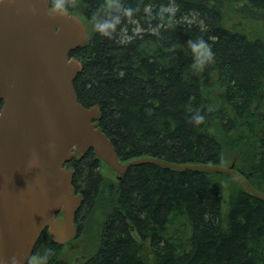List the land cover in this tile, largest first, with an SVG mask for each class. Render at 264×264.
<instances>
[{"label": "trees", "instance_id": "16d2710c", "mask_svg": "<svg viewBox=\"0 0 264 264\" xmlns=\"http://www.w3.org/2000/svg\"><path fill=\"white\" fill-rule=\"evenodd\" d=\"M50 2L88 27L87 46L70 54L83 65L74 87L83 107L100 108L99 127L122 163L149 157L226 166L233 155L230 165L264 194V0H175L177 19L195 9L203 31L186 22L166 27L144 12L145 4L155 14L172 0H121L140 7L134 16L141 31L125 18L127 27L117 23L110 37L93 27L104 0ZM98 15L115 23L124 14ZM157 25L158 33L151 31ZM198 35L215 52L201 72L192 69L187 46ZM197 115L205 116L200 124ZM66 165L84 196L76 222L80 229L90 219L96 224V250L83 264H264V201L234 177L146 163L110 181L92 151ZM225 180L234 185L228 197Z\"/></svg>", "mask_w": 264, "mask_h": 264}, {"label": "water", "instance_id": "95a60500", "mask_svg": "<svg viewBox=\"0 0 264 264\" xmlns=\"http://www.w3.org/2000/svg\"><path fill=\"white\" fill-rule=\"evenodd\" d=\"M88 42L84 20L50 0H0V264H28L45 232L58 245L76 237L84 196L66 164L90 151L119 181L152 163L230 175L264 201L234 165L122 163L99 127L100 108L83 107L74 87L83 65L70 54Z\"/></svg>", "mask_w": 264, "mask_h": 264}, {"label": "clouds", "instance_id": "9594fccd", "mask_svg": "<svg viewBox=\"0 0 264 264\" xmlns=\"http://www.w3.org/2000/svg\"><path fill=\"white\" fill-rule=\"evenodd\" d=\"M65 6L67 7L68 5ZM73 6H75V3H73ZM152 8L153 6L151 4L144 5V12L148 14V18L152 19L155 17H159L161 23L166 27L174 28L177 23L186 22L188 27L196 24L200 26L201 31H203L205 28V21L200 18V13L195 9L191 10L190 13H185L183 17L178 20L176 17L178 5L176 4L175 0H172V2L168 4H161L158 13L153 14ZM120 9H123L124 15L123 17L116 16L115 23L111 21L102 22L99 18L98 13L102 15H110L112 12ZM33 11H35V9H33ZM139 11L140 7L133 8L131 6L124 5L122 4L121 0H104V2L96 10V12L93 13V27L95 31L102 34L104 37H110L112 35V32L116 30L117 23L123 22L125 24V27H127V24L125 23V18H127V23L135 24L136 28L134 29V31L139 32L141 31L139 20L136 16H134V12ZM165 13H168L169 15L165 16ZM159 27L160 25L151 27V31L158 33ZM128 39H131V37H129ZM187 46L192 51L191 67L194 71L201 72L207 65L214 63L215 52L213 51L209 42L202 35H198L194 38L188 39ZM212 110L213 105L209 104L208 111ZM204 120V115L196 116V121L198 124H200Z\"/></svg>", "mask_w": 264, "mask_h": 264}, {"label": "rangeland", "instance_id": "374dc122", "mask_svg": "<svg viewBox=\"0 0 264 264\" xmlns=\"http://www.w3.org/2000/svg\"><path fill=\"white\" fill-rule=\"evenodd\" d=\"M233 159V155L227 156L225 160V164L227 165L223 167L231 166L232 164L230 165V163L231 161H234ZM102 170H104V176L107 179L115 181L114 175L109 168L103 166ZM233 186L234 185L229 180H225L223 190L226 197L230 195ZM95 225L94 219L86 221V226L84 223L82 224V229H80L77 239L69 245L60 246L59 249L53 250L51 245L47 243V240L45 239L44 242L41 243L36 257L39 260L44 261V264H83V262L91 257L96 250V240L93 234Z\"/></svg>", "mask_w": 264, "mask_h": 264}, {"label": "flooded vegetation", "instance_id": "af4514ba", "mask_svg": "<svg viewBox=\"0 0 264 264\" xmlns=\"http://www.w3.org/2000/svg\"><path fill=\"white\" fill-rule=\"evenodd\" d=\"M71 168H73V167H71ZM114 175V180L115 181H117V178H116V175L115 174H113ZM76 222V221H75ZM76 225H77V234H76V237L71 241V242H73L75 239H77V237H78V235H79V232H80V226H79V224H78V222H76ZM46 233V235H45V239L47 240V243H49V244H54L51 240H50V237H49V235H48V233L47 232H45ZM44 239V240H45ZM44 242V241H43ZM71 242H69V243H67L66 245H69V244H71ZM61 246V245H60ZM36 252L34 253V255L32 256V258L30 259V261H29V263L28 264H34V262H35V264H44V261H41V260H39L37 257H36ZM85 262V261H84ZM83 262V263H84Z\"/></svg>", "mask_w": 264, "mask_h": 264}]
</instances>
